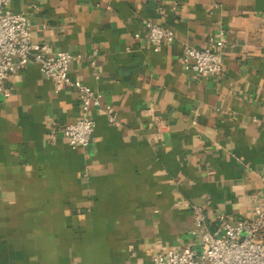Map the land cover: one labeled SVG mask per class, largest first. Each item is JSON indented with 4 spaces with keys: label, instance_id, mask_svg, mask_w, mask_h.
Here are the masks:
<instances>
[{
    "label": "crops",
    "instance_id": "obj_1",
    "mask_svg": "<svg viewBox=\"0 0 264 264\" xmlns=\"http://www.w3.org/2000/svg\"><path fill=\"white\" fill-rule=\"evenodd\" d=\"M9 7L28 15L34 41L74 55L70 76L117 122L93 108L90 143L72 148L60 128L80 115L77 89L17 66L0 92V264H153L170 248L202 249L193 205L211 227L253 216L264 201V0ZM149 21L174 40L154 50ZM187 46L220 51L223 72L186 70Z\"/></svg>",
    "mask_w": 264,
    "mask_h": 264
},
{
    "label": "built area",
    "instance_id": "obj_2",
    "mask_svg": "<svg viewBox=\"0 0 264 264\" xmlns=\"http://www.w3.org/2000/svg\"><path fill=\"white\" fill-rule=\"evenodd\" d=\"M10 0H0V92L9 95L6 81L17 66L37 63L41 70L54 81V88L75 87L81 106L79 117L60 128L72 148L87 146L95 130L92 110L102 107L110 122H117V114L111 104H102L100 96L89 85L73 79L69 64L74 55L69 51L55 50L48 42H37L31 36V23L25 12L13 11ZM146 37L154 50L175 38V32L153 21L146 23ZM222 39L224 34L222 32ZM136 36H139L137 33ZM186 70L196 75H218L223 72L224 58L220 51L211 47L187 46L181 55ZM159 126L164 122L159 120ZM197 120L193 119V124ZM264 183V174L262 175ZM196 226L201 230L199 250L194 243L180 249L170 248L158 252L153 264H264V201L256 203L253 216L248 220L231 221L225 215L211 227L206 211L193 205Z\"/></svg>",
    "mask_w": 264,
    "mask_h": 264
}]
</instances>
